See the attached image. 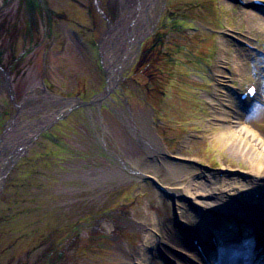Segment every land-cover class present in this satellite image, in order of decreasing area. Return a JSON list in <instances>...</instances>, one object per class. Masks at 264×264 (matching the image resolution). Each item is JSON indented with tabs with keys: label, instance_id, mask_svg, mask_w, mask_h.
<instances>
[{
	"label": "rangeland",
	"instance_id": "obj_1",
	"mask_svg": "<svg viewBox=\"0 0 264 264\" xmlns=\"http://www.w3.org/2000/svg\"><path fill=\"white\" fill-rule=\"evenodd\" d=\"M242 2L157 0L151 29L118 84L99 102L77 106L78 99L104 92L100 37L120 16L123 0H0V135L18 105L23 124L75 101L49 128L34 132L4 172L0 264H128L142 242L144 232L136 224L144 210L153 204L148 217L174 215L171 198L157 181L133 168L150 164L143 130L168 154L182 158L175 160L184 158L198 169L201 180L226 175L240 181L237 186L248 181L251 161L235 154L227 136L220 135L227 131L225 123L213 116L209 103L217 68L235 77L228 81L233 97L248 84H257L258 92L264 86V21L259 19L264 5ZM250 10L256 12L253 20ZM245 42L254 46L249 56L240 51ZM222 43L227 59L238 56L237 67L218 62ZM238 121L253 138H264L261 101ZM155 166L146 168H157L161 180L182 181L159 160ZM261 186L264 181L250 189ZM217 219L223 231L238 223L234 214Z\"/></svg>",
	"mask_w": 264,
	"mask_h": 264
},
{
	"label": "bare ground",
	"instance_id": "obj_2",
	"mask_svg": "<svg viewBox=\"0 0 264 264\" xmlns=\"http://www.w3.org/2000/svg\"><path fill=\"white\" fill-rule=\"evenodd\" d=\"M156 2L157 0H123L120 16L102 31L100 47L107 74V86L105 91L98 95V99L101 100L118 84L122 74L136 58L141 38L151 29ZM250 11L248 15L253 20L256 12ZM259 19L264 21L261 15ZM224 47L222 43L218 62L231 63L232 68L237 67L240 64L238 56L232 55L227 59L225 53L228 52ZM250 48H241L240 51L243 55L249 56ZM215 72L217 82L212 91L214 98L212 102H209L214 108L212 113L217 120L225 123L227 131L219 133L222 137L227 136V144L234 149L233 152L251 161L249 162L250 171H246L245 174L248 181L244 185L237 186L236 184L240 181L233 183L226 180V175L221 179L201 180L204 176L201 173L197 174L198 169L191 168L190 164L185 163L184 158L182 161L175 160L182 158L180 155L168 154L164 145L154 134L143 130L140 137L149 155L147 160H144L150 164L144 161L134 164L133 168L136 167V172L144 175L149 172V175L157 181L171 198L174 215L160 217L156 213L153 217H148V210L155 206L150 204L149 208L144 210L141 221L136 224L137 220H134L136 226L144 233L141 244L130 253L128 264H225L232 257L241 259L244 264H264V224L258 221L264 220V198L259 191L261 189H250L254 188L256 182L264 181V138H253V132L249 127L237 125L240 111L248 99L244 97V101L242 97L241 99L233 97L234 94L228 88L231 85L228 81L235 79L232 74L220 68H217ZM236 73L238 75V72ZM259 98L264 103V87ZM74 102L73 100L62 102L55 109V113L48 115L45 119H26L23 124L19 120L23 106H17L15 116L7 123L6 129L0 135V181L25 141L30 139L47 119H52ZM122 113L127 116L125 111ZM127 120L129 121L128 117ZM136 133L138 134L137 128ZM224 133L228 135H222ZM158 160L167 167L166 170L171 176L175 175V179L181 178L182 181L167 183L161 180V176L157 174V168H152L154 171L146 168L156 167ZM209 175L205 174V178L206 176L210 178ZM218 176L217 174L216 177ZM247 196L258 197L251 201L254 207L245 206L248 205L247 203L236 204L235 199L249 201ZM211 197L215 200L210 201ZM223 214H236L238 217H243L240 218L241 227L237 228L238 225H236L235 230L228 227L225 228L227 231H223L221 221L217 219V216ZM255 227L257 231L253 230ZM211 232L216 234L215 240ZM228 256L231 257L228 258Z\"/></svg>",
	"mask_w": 264,
	"mask_h": 264
},
{
	"label": "water",
	"instance_id": "obj_3",
	"mask_svg": "<svg viewBox=\"0 0 264 264\" xmlns=\"http://www.w3.org/2000/svg\"><path fill=\"white\" fill-rule=\"evenodd\" d=\"M92 102H93V100H91V101H79L78 105H88V104H90V103H92ZM62 116H63L62 114H61V115H58L57 117H55L54 120H57V119H59V118L62 117ZM54 120H53V121H54ZM53 121H51L49 124L45 125V126L42 127L41 129H39V131L37 132V134H38L40 131H42V130L48 128L49 125H50ZM29 142H30V140L28 141L27 145L29 144ZM26 147H27L26 145H25V146H22L21 149H20V151L15 155L14 159L18 158V156L26 150ZM14 159H13V160H14ZM13 160H12V161H13ZM260 221H261V220H260ZM261 222L264 224V220L261 221Z\"/></svg>",
	"mask_w": 264,
	"mask_h": 264
},
{
	"label": "trees",
	"instance_id": "obj_4",
	"mask_svg": "<svg viewBox=\"0 0 264 264\" xmlns=\"http://www.w3.org/2000/svg\"><path fill=\"white\" fill-rule=\"evenodd\" d=\"M167 54H169V52H167ZM169 55H170V54H169ZM167 57H168V55H167ZM165 61L168 62V61H170V60H169L168 58H166Z\"/></svg>",
	"mask_w": 264,
	"mask_h": 264
}]
</instances>
